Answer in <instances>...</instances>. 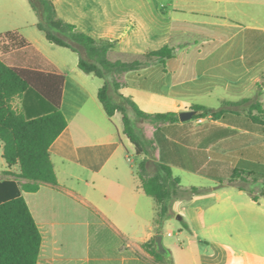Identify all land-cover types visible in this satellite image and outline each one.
<instances>
[{
    "label": "crops",
    "instance_id": "0c3cea01",
    "mask_svg": "<svg viewBox=\"0 0 264 264\" xmlns=\"http://www.w3.org/2000/svg\"><path fill=\"white\" fill-rule=\"evenodd\" d=\"M52 2L81 31L116 42L112 61L173 48V57L125 72L120 92L147 113L178 114L160 130L144 121L152 159L169 165L183 187L207 190L173 200L171 215L156 224V202L138 175L144 155L132 156L123 114L110 117L99 99L105 80L47 39L29 0H0V27L16 18L0 33L18 30L32 45L22 63L65 75L67 126L50 148L60 186L23 190L42 236L37 264H151L144 244L160 234L176 264H264V0ZM9 56L1 58L14 64ZM197 104L224 113L182 120ZM3 160L0 179H16L19 167ZM173 219L183 225L165 230ZM201 232L213 233L219 251L194 250V240L208 239Z\"/></svg>",
    "mask_w": 264,
    "mask_h": 264
},
{
    "label": "trees",
    "instance_id": "16d2710c",
    "mask_svg": "<svg viewBox=\"0 0 264 264\" xmlns=\"http://www.w3.org/2000/svg\"><path fill=\"white\" fill-rule=\"evenodd\" d=\"M29 2L38 17L37 26L45 32L47 39L76 52L83 71L105 80L99 89L100 101L110 117L116 112L123 114L124 133L135 146L136 154L144 155L138 166V175L143 189L156 202L155 223L160 224L171 215L173 200L191 199L205 192L207 188L204 187H183L169 165L153 161L154 141L138 131L130 116V112H134L138 120L150 122L159 128L162 124L179 121L178 114L147 113L131 97L120 92L123 85L121 78L125 72L145 67L156 59L163 61L171 58L173 48L166 45L133 60L112 61L109 53L115 49L116 42L97 40L64 20L52 0ZM29 48H32L31 43L18 30L0 33L2 156L10 168L18 166L20 169L16 179H0V264H37L42 236L23 190L35 191L43 184L60 186L50 148L67 126L62 111L65 75L23 64L26 62L20 55L27 53ZM2 55H10L9 60L14 64L3 60ZM36 62L37 59L32 58L28 63L37 65ZM18 99L21 105L16 104ZM192 109L196 117L211 113L219 118L224 113L223 110H213L199 104ZM144 247L155 257V262L145 259L147 262L176 264L170 250L166 253L158 250L156 239L145 243Z\"/></svg>",
    "mask_w": 264,
    "mask_h": 264
},
{
    "label": "rangeland",
    "instance_id": "374dc122",
    "mask_svg": "<svg viewBox=\"0 0 264 264\" xmlns=\"http://www.w3.org/2000/svg\"><path fill=\"white\" fill-rule=\"evenodd\" d=\"M26 7H27L28 11L31 13V15H35L36 14V13L34 14V12H32L33 10H32V8L30 6V3L27 4ZM15 20H16V18L12 16V18L7 19L4 22V25L2 27H0V28H2V29L10 28V26H13L12 24H14ZM130 116L132 118V121H133L134 125L137 127L138 131H140L143 134V130H144V126H143L144 124L143 123H144V121L143 120H138L137 116L135 115L134 112H130ZM1 152H2V149H0V168L5 163L3 158H2ZM131 153H132V156L135 159L139 160L140 157H139V155L136 154L134 148H132ZM182 225H183L182 222L173 219L171 221L170 225L166 226L164 228H165V230L172 229V230H176L177 231L178 226H182ZM200 236H201V238H208V239H196V240H194V244L192 245V247L194 248V250L196 252L203 251V252L215 253V252L219 251V246L215 243L216 239H211V237H213V233L210 234L208 232H206V233L205 232H201ZM172 240L180 243L184 239H172ZM200 240L202 241V243L199 242ZM183 258H185L184 255H183Z\"/></svg>",
    "mask_w": 264,
    "mask_h": 264
},
{
    "label": "water",
    "instance_id": "95a60500",
    "mask_svg": "<svg viewBox=\"0 0 264 264\" xmlns=\"http://www.w3.org/2000/svg\"><path fill=\"white\" fill-rule=\"evenodd\" d=\"M195 115V111L194 110H191V111H183L181 112L180 116H181V119L186 121V120H189L191 118H193ZM178 218H181V216H178ZM156 242H157V245H158V248H159V251L161 253H165L167 251V249L165 248L164 244H163V236L160 234L158 235L157 239H156Z\"/></svg>",
    "mask_w": 264,
    "mask_h": 264
},
{
    "label": "built area",
    "instance_id": "2783aa9c",
    "mask_svg": "<svg viewBox=\"0 0 264 264\" xmlns=\"http://www.w3.org/2000/svg\"><path fill=\"white\" fill-rule=\"evenodd\" d=\"M201 121H202V119H201Z\"/></svg>",
    "mask_w": 264,
    "mask_h": 264
}]
</instances>
